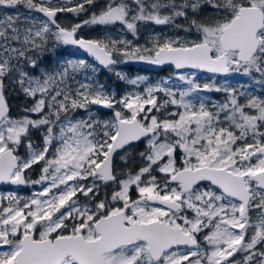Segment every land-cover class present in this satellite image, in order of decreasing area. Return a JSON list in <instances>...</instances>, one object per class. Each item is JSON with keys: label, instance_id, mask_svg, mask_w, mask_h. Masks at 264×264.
Wrapping results in <instances>:
<instances>
[{"label": "snow or ice", "instance_id": "snow-or-ice-1", "mask_svg": "<svg viewBox=\"0 0 264 264\" xmlns=\"http://www.w3.org/2000/svg\"><path fill=\"white\" fill-rule=\"evenodd\" d=\"M0 8L17 10L0 15V184L40 186L0 194V264H264V0ZM65 12L88 18L65 25ZM92 26L173 34L151 33L149 47L80 35ZM64 46L83 56L50 59ZM127 61L175 72L129 79L116 70ZM102 69L144 86L118 96ZM233 75L252 83L216 80ZM12 94L24 98L16 112Z\"/></svg>", "mask_w": 264, "mask_h": 264}, {"label": "rangeland", "instance_id": "rangeland-1", "mask_svg": "<svg viewBox=\"0 0 264 264\" xmlns=\"http://www.w3.org/2000/svg\"><path fill=\"white\" fill-rule=\"evenodd\" d=\"M56 2V1H54ZM17 11L16 9H2L0 8V15H3L5 12L8 13H12ZM21 12V9H20ZM34 15H40V14H34ZM116 29V30H115ZM113 31H111V33L109 35H112L114 37H119V36H124L126 39L131 40L133 45H141V46H151L150 44H148V40L150 38V34L155 32V33H159L161 35H172L173 31L168 27V26H149L148 28H142L141 32L139 34L138 37H133L130 33H122L119 31L118 28H115ZM108 31L104 32V37L106 36L105 34H108ZM80 57V55L76 54L75 51V55L71 56L70 58H78ZM126 63H132V64H136V61H127V62H122L120 64H118L116 66V70L117 71H122L123 69V65ZM175 72V70H171L168 71V73H162V72H158V73H151V74H139L137 76H144L147 78V82L148 83H155L159 80L165 79L170 77L171 75H173ZM212 74L210 73H203V72H198L197 73V77L199 78L200 82H207L209 77ZM137 76H134L132 79H135ZM216 80L218 83H224L225 81H227L228 83L232 84L233 86H238L240 83H247V84H251L252 81L248 80L247 77H242L239 75H233V76H229V77H223V76H218L216 77ZM144 85H141L139 88H137L136 86L130 85V88L125 92L122 93L126 94L128 92H132V91H140L142 90ZM111 90V88H110ZM112 91H114V89H112ZM254 91L256 94H261L262 91H264V89H261L259 85H255L254 86ZM216 92H209V93H202V95L209 97L210 99L214 100V101H223L224 99V93H219V96L216 97L215 96ZM93 110H96L99 112V109H96L95 105L92 106ZM100 113V112H99ZM101 115H110V114H105V113H100ZM78 115H83V113H78ZM38 175V169L31 173V176L33 179L37 178ZM40 190V186H32V187H26V186H16L15 188H7V189H0V194H7L8 192H16L18 195L23 196V197H28L30 196L34 191H39Z\"/></svg>", "mask_w": 264, "mask_h": 264}, {"label": "trees", "instance_id": "trees-1", "mask_svg": "<svg viewBox=\"0 0 264 264\" xmlns=\"http://www.w3.org/2000/svg\"><path fill=\"white\" fill-rule=\"evenodd\" d=\"M56 1V0H54ZM100 4L103 3V0H98ZM21 12H25V10L21 7ZM19 9V11H20ZM96 9H91L90 11H94ZM88 18V13L82 14L79 17L73 15L72 13H59L58 14V19L59 22L62 24H73V23H79L80 21L87 19ZM115 28H109V29H103L98 26H92V27H85L84 29L81 30L80 35L85 36L86 38H103L104 37V32L108 31L109 35L111 31H113ZM116 30V29H115ZM75 51L77 55H80V57L83 56V53L71 46H64L63 49L61 50V54L57 55L56 53H49L50 59L53 61L55 60H63L66 58H70L71 56L75 55ZM123 69L121 72L125 73L129 79H132L134 76H137L139 74H151L148 73L147 71H144L140 67L136 66L135 64L132 63H126L123 66ZM168 71L171 70H163L162 73H168ZM78 79H81L82 77H77ZM97 79L100 82H103L105 85H107L109 88L114 89V91L117 93V95H122V93H125L129 88L131 84H128L126 81H120L118 80L114 74L108 73L106 70H101V72L97 75ZM215 96L218 97L219 93H215ZM9 102L13 106V111L16 112L18 111V106L24 102L23 96H17L16 94H12L9 97ZM100 113H105V114H110V110L104 111V110H99Z\"/></svg>", "mask_w": 264, "mask_h": 264}, {"label": "water", "instance_id": "water-1", "mask_svg": "<svg viewBox=\"0 0 264 264\" xmlns=\"http://www.w3.org/2000/svg\"><path fill=\"white\" fill-rule=\"evenodd\" d=\"M73 47H75V46H73ZM80 51H82V50H80ZM136 65H138L140 68H142V69H144L146 71H149V72H160L163 69H174L173 66H171V65H162V66L150 65V64H147V63L141 62V61H136ZM95 107L97 109L108 110V109H103L100 106H95ZM12 186H16V185L0 184V188H9V187H12Z\"/></svg>", "mask_w": 264, "mask_h": 264}, {"label": "flooded vegetation", "instance_id": "flooded-vegetation-1", "mask_svg": "<svg viewBox=\"0 0 264 264\" xmlns=\"http://www.w3.org/2000/svg\"><path fill=\"white\" fill-rule=\"evenodd\" d=\"M13 188H15L16 186H12ZM12 187H10V188H12ZM19 187H21V186H19ZM7 189V188H6Z\"/></svg>", "mask_w": 264, "mask_h": 264}]
</instances>
